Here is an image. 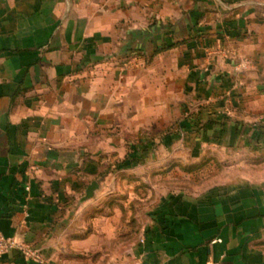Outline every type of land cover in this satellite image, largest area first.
Listing matches in <instances>:
<instances>
[{
  "label": "crops",
  "instance_id": "0c3cea01",
  "mask_svg": "<svg viewBox=\"0 0 264 264\" xmlns=\"http://www.w3.org/2000/svg\"><path fill=\"white\" fill-rule=\"evenodd\" d=\"M186 102L169 145L138 146L264 162V0H0V232L46 264H100L118 213L115 190L86 198L93 149L165 130ZM235 175L200 194L156 188L136 264H264V171Z\"/></svg>",
  "mask_w": 264,
  "mask_h": 264
},
{
  "label": "rangeland",
  "instance_id": "374dc122",
  "mask_svg": "<svg viewBox=\"0 0 264 264\" xmlns=\"http://www.w3.org/2000/svg\"><path fill=\"white\" fill-rule=\"evenodd\" d=\"M186 110H188V105L186 108L182 107L180 118L174 117L171 121H166L165 130H152L151 127L154 125L150 124V129L147 131H118L116 145L109 148L95 147L93 149L94 152L98 150L101 152L100 176L96 179L100 188L96 191L95 196L103 187L106 189V193L108 191V194L115 190V194L105 196L104 202L116 203L118 213L115 215L118 218L115 226L109 229L110 232L115 231L116 234H110L109 242L108 238L101 242L106 254H102L100 264H130V262L136 264L135 251L140 242L146 213L155 205L158 197L160 198L156 188L164 189L165 194L179 190L200 194L207 188L230 180L229 178L235 177L237 172L264 171V162L253 163L249 157L250 162L244 164L242 162L246 160V157L238 156L236 152L222 155L223 153L217 151L196 162L194 161L196 158L191 157L192 150L185 145L180 147H166L167 145H165L164 148H158V145L155 147L138 146V142L142 139L147 141L164 139L169 145L172 136L176 134L174 127L180 120H184ZM166 117L169 119L170 116L166 115ZM148 154H150L149 158L146 157ZM135 155L139 156L141 160L136 161ZM154 155L163 156V163H158L156 157L153 158ZM174 155L181 156L179 161H176V158L173 159ZM157 168L161 169L159 178L154 174L151 176L149 173ZM115 172L117 173L115 174ZM104 230L107 231V236V226ZM110 251L116 254V259L109 258ZM131 252H133L132 258ZM126 254L127 258H125ZM129 254L130 256H128Z\"/></svg>",
  "mask_w": 264,
  "mask_h": 264
},
{
  "label": "built area",
  "instance_id": "2783aa9c",
  "mask_svg": "<svg viewBox=\"0 0 264 264\" xmlns=\"http://www.w3.org/2000/svg\"><path fill=\"white\" fill-rule=\"evenodd\" d=\"M131 59L137 58L134 56ZM12 252H17L27 261L46 264V260L40 250L30 244L20 243L13 238L6 237L0 232V258Z\"/></svg>",
  "mask_w": 264,
  "mask_h": 264
},
{
  "label": "water",
  "instance_id": "95a60500",
  "mask_svg": "<svg viewBox=\"0 0 264 264\" xmlns=\"http://www.w3.org/2000/svg\"><path fill=\"white\" fill-rule=\"evenodd\" d=\"M99 188H100V185L98 184V182L91 183V185L88 187L86 191V198L92 199L95 196L96 191L99 190Z\"/></svg>",
  "mask_w": 264,
  "mask_h": 264
}]
</instances>
